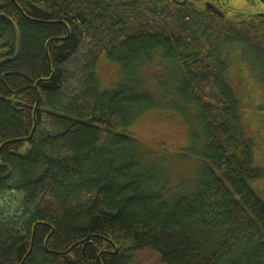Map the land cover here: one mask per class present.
<instances>
[{
    "label": "trees",
    "instance_id": "16d2710c",
    "mask_svg": "<svg viewBox=\"0 0 264 264\" xmlns=\"http://www.w3.org/2000/svg\"><path fill=\"white\" fill-rule=\"evenodd\" d=\"M181 1L0 0V204L19 201L0 264H264V169L227 79L240 62L264 84V17ZM101 57L122 74L107 91ZM159 110L188 126L172 159L123 130Z\"/></svg>",
    "mask_w": 264,
    "mask_h": 264
},
{
    "label": "rangeland",
    "instance_id": "374dc122",
    "mask_svg": "<svg viewBox=\"0 0 264 264\" xmlns=\"http://www.w3.org/2000/svg\"><path fill=\"white\" fill-rule=\"evenodd\" d=\"M232 7L246 14L264 13V6L257 1L252 3L247 0H235ZM259 16L264 17V15ZM3 44L4 42L0 41V64L9 59L5 55L8 49L3 47ZM244 65L240 62L233 63L227 73V79L239 101L243 134L256 145L254 166L264 169V84L253 76L248 77ZM158 74L159 72L154 70L151 75L147 74L145 77L146 90L156 96L158 83L154 76L157 77ZM95 75L101 91H107L122 81L119 68L106 61L104 57L98 60ZM123 130L157 156L165 154L172 159L189 146L188 126L179 116L165 110L150 111ZM185 172V169H182L179 174L183 175ZM249 186L264 200V178L250 182ZM0 205L13 214L12 212L19 205L18 196L4 194ZM132 264H161V262L157 253L144 249L134 255Z\"/></svg>",
    "mask_w": 264,
    "mask_h": 264
},
{
    "label": "flooded vegetation",
    "instance_id": "af4514ba",
    "mask_svg": "<svg viewBox=\"0 0 264 264\" xmlns=\"http://www.w3.org/2000/svg\"><path fill=\"white\" fill-rule=\"evenodd\" d=\"M196 1H198V3L201 4L206 11L217 17L230 16L234 12H239L234 10L232 7L235 0H196ZM247 1H252V3H256L257 0H247ZM255 15H264V13L255 14Z\"/></svg>",
    "mask_w": 264,
    "mask_h": 264
},
{
    "label": "water",
    "instance_id": "95a60500",
    "mask_svg": "<svg viewBox=\"0 0 264 264\" xmlns=\"http://www.w3.org/2000/svg\"><path fill=\"white\" fill-rule=\"evenodd\" d=\"M259 3H261L264 6V0H257ZM187 2V0H182L181 2H178L179 5H184Z\"/></svg>",
    "mask_w": 264,
    "mask_h": 264
}]
</instances>
